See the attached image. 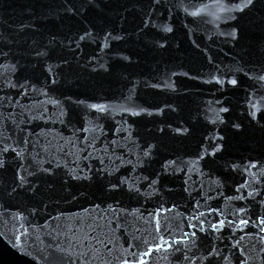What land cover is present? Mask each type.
Segmentation results:
<instances>
[{
	"label": "water",
	"instance_id": "obj_1",
	"mask_svg": "<svg viewBox=\"0 0 264 264\" xmlns=\"http://www.w3.org/2000/svg\"><path fill=\"white\" fill-rule=\"evenodd\" d=\"M0 264H264V0H0Z\"/></svg>",
	"mask_w": 264,
	"mask_h": 264
}]
</instances>
